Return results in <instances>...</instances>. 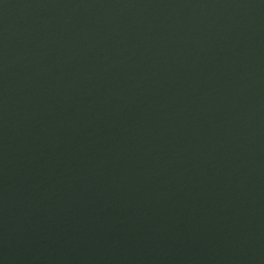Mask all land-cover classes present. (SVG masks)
Returning <instances> with one entry per match:
<instances>
[{
  "label": "water",
  "instance_id": "water-1",
  "mask_svg": "<svg viewBox=\"0 0 264 264\" xmlns=\"http://www.w3.org/2000/svg\"><path fill=\"white\" fill-rule=\"evenodd\" d=\"M0 264H264V0H0Z\"/></svg>",
  "mask_w": 264,
  "mask_h": 264
}]
</instances>
